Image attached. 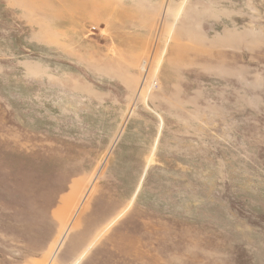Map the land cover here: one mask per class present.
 Listing matches in <instances>:
<instances>
[{"label": "rangeland", "instance_id": "obj_1", "mask_svg": "<svg viewBox=\"0 0 264 264\" xmlns=\"http://www.w3.org/2000/svg\"><path fill=\"white\" fill-rule=\"evenodd\" d=\"M0 264H264V0H0Z\"/></svg>", "mask_w": 264, "mask_h": 264}]
</instances>
